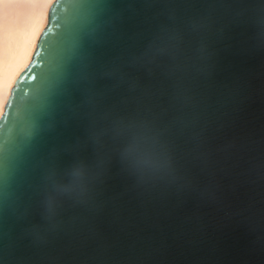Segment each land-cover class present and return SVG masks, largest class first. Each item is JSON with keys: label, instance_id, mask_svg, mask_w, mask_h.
Wrapping results in <instances>:
<instances>
[{"label": "water", "instance_id": "95a60500", "mask_svg": "<svg viewBox=\"0 0 264 264\" xmlns=\"http://www.w3.org/2000/svg\"><path fill=\"white\" fill-rule=\"evenodd\" d=\"M0 264H264V0H54L0 116Z\"/></svg>", "mask_w": 264, "mask_h": 264}, {"label": "bare ground", "instance_id": "6f19581e", "mask_svg": "<svg viewBox=\"0 0 264 264\" xmlns=\"http://www.w3.org/2000/svg\"><path fill=\"white\" fill-rule=\"evenodd\" d=\"M54 0H0V116L30 62Z\"/></svg>", "mask_w": 264, "mask_h": 264}, {"label": "clouds", "instance_id": "9594fccd", "mask_svg": "<svg viewBox=\"0 0 264 264\" xmlns=\"http://www.w3.org/2000/svg\"><path fill=\"white\" fill-rule=\"evenodd\" d=\"M127 152L132 163L138 166L151 167L162 162L161 155L155 145L147 140L143 143H138L134 137Z\"/></svg>", "mask_w": 264, "mask_h": 264}]
</instances>
